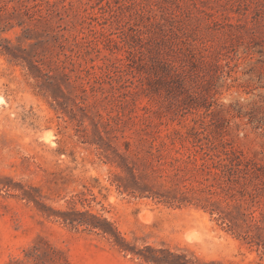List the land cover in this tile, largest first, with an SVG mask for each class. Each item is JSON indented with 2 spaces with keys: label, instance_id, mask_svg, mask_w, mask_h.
Instances as JSON below:
<instances>
[{
  "label": "rangeland",
  "instance_id": "374dc122",
  "mask_svg": "<svg viewBox=\"0 0 264 264\" xmlns=\"http://www.w3.org/2000/svg\"><path fill=\"white\" fill-rule=\"evenodd\" d=\"M151 250L264 264V0H0V264Z\"/></svg>",
  "mask_w": 264,
  "mask_h": 264
},
{
  "label": "trees",
  "instance_id": "16d2710c",
  "mask_svg": "<svg viewBox=\"0 0 264 264\" xmlns=\"http://www.w3.org/2000/svg\"><path fill=\"white\" fill-rule=\"evenodd\" d=\"M245 239H248L249 236L244 235ZM251 239V238H249ZM150 255H142L144 260L146 262L154 263V264H186L188 261L184 259V256L182 255H176L170 252H167L166 255L167 257H159L155 255L153 250H151ZM170 258V259H167ZM179 260H183V263H181Z\"/></svg>",
  "mask_w": 264,
  "mask_h": 264
}]
</instances>
